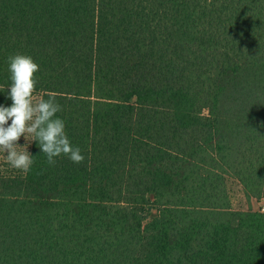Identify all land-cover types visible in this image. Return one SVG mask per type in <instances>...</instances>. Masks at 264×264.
Instances as JSON below:
<instances>
[{"label": "trees", "instance_id": "16d2710c", "mask_svg": "<svg viewBox=\"0 0 264 264\" xmlns=\"http://www.w3.org/2000/svg\"><path fill=\"white\" fill-rule=\"evenodd\" d=\"M15 54L85 160L0 153V264H264V0H0Z\"/></svg>", "mask_w": 264, "mask_h": 264}, {"label": "clouds", "instance_id": "9594fccd", "mask_svg": "<svg viewBox=\"0 0 264 264\" xmlns=\"http://www.w3.org/2000/svg\"><path fill=\"white\" fill-rule=\"evenodd\" d=\"M8 62L11 74L8 96L12 104L0 105V152L6 154L5 161L26 174L34 163L28 145L38 141L50 166H55L56 158L61 156L76 164L83 163L85 157L80 147L72 145L64 120L56 116L62 106L55 95L49 93L47 99L33 100L38 83L34 74L40 65L27 54L11 55ZM22 136L27 141L23 146L18 143Z\"/></svg>", "mask_w": 264, "mask_h": 264}, {"label": "rangeland", "instance_id": "374dc122", "mask_svg": "<svg viewBox=\"0 0 264 264\" xmlns=\"http://www.w3.org/2000/svg\"><path fill=\"white\" fill-rule=\"evenodd\" d=\"M18 143L23 146L24 144L27 143V141L22 136ZM0 153L5 154L4 152H0ZM0 156H1L0 158L3 159L1 154H0ZM2 187H4V185L0 186V190L3 191ZM232 199H233V203H235L236 206H237V203H238V205L239 204H246L247 207L252 206L255 209L264 208V197L261 198V199H253V201L250 202L245 197H242L240 194L237 193L235 196L232 197Z\"/></svg>", "mask_w": 264, "mask_h": 264}, {"label": "built area", "instance_id": "2783aa9c", "mask_svg": "<svg viewBox=\"0 0 264 264\" xmlns=\"http://www.w3.org/2000/svg\"><path fill=\"white\" fill-rule=\"evenodd\" d=\"M264 210V208H262Z\"/></svg>", "mask_w": 264, "mask_h": 264}]
</instances>
